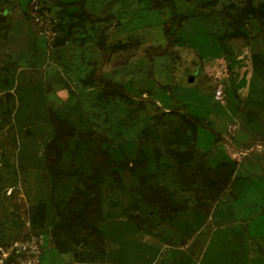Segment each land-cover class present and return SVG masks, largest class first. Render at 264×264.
I'll list each match as a JSON object with an SVG mask.
<instances>
[{
    "label": "rangeland",
    "instance_id": "rangeland-1",
    "mask_svg": "<svg viewBox=\"0 0 264 264\" xmlns=\"http://www.w3.org/2000/svg\"><path fill=\"white\" fill-rule=\"evenodd\" d=\"M29 1L0 0V244L31 230L45 264H264L263 18L235 20L245 0H43L45 35ZM171 9L186 18L150 59ZM51 112L72 126L57 182Z\"/></svg>",
    "mask_w": 264,
    "mask_h": 264
},
{
    "label": "trees",
    "instance_id": "trees-1",
    "mask_svg": "<svg viewBox=\"0 0 264 264\" xmlns=\"http://www.w3.org/2000/svg\"><path fill=\"white\" fill-rule=\"evenodd\" d=\"M148 1L150 8L152 9H162L166 4H172V0H148ZM241 11H243V13L238 12L235 15V20L243 16V14L245 16H249L250 14H253V15L261 16L264 21V17L262 16V12H264V0L258 1L256 5L253 4L252 0H245L244 5L241 7ZM79 13L83 16H89V12L86 9H84L82 3H80ZM185 18H186V14L178 13L173 9L170 10V15L162 23L163 34L165 36V44L163 46L148 45V47L146 48V55L150 59H152V57L155 55H163L169 51V47L177 39L175 30L181 26L182 21ZM235 34H243V33L238 32V28H236ZM100 80L104 85V87L109 91H118L123 89L120 83L111 81L110 79L101 78ZM50 116L53 124V136L44 146V157H45L44 162L52 178L54 179L55 182H57V180L61 178L63 175V171L59 167V161L61 156L59 142L63 138H65L66 136L72 133V126L69 123H67L64 119L56 116L54 112H51ZM189 123L191 127L194 128L195 130V127L198 124L202 123V120L199 116H194L189 119ZM181 153L188 154V156H191V153L188 152V150H184ZM227 168L232 170L231 165L229 163L226 164V169ZM229 173L230 170L228 174ZM143 194H144V198L149 200L151 203L158 205L160 210L166 211L171 209V205L168 198H166L162 192V187H155L149 185L145 188ZM75 213L85 230L88 231L90 229H94V225L90 223L88 219L82 215L81 212L75 211ZM61 221L65 222L66 219L63 217ZM57 226H55L52 231L54 243L60 249H63L62 247L63 239H61L60 234L56 232Z\"/></svg>",
    "mask_w": 264,
    "mask_h": 264
},
{
    "label": "built area",
    "instance_id": "built-area-1",
    "mask_svg": "<svg viewBox=\"0 0 264 264\" xmlns=\"http://www.w3.org/2000/svg\"><path fill=\"white\" fill-rule=\"evenodd\" d=\"M28 13L39 33L45 35L54 33L49 29L50 13L43 0H30ZM213 97L222 100L223 91L220 86L215 88ZM47 247L48 245H44L36 233L27 231L0 244V264H45L42 261V252Z\"/></svg>",
    "mask_w": 264,
    "mask_h": 264
},
{
    "label": "water",
    "instance_id": "water-1",
    "mask_svg": "<svg viewBox=\"0 0 264 264\" xmlns=\"http://www.w3.org/2000/svg\"><path fill=\"white\" fill-rule=\"evenodd\" d=\"M193 77H194V74H190V75H189V80H192Z\"/></svg>",
    "mask_w": 264,
    "mask_h": 264
}]
</instances>
